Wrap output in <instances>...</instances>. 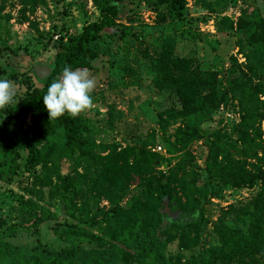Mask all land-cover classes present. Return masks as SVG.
Here are the masks:
<instances>
[{"label":"trees","instance_id":"obj_1","mask_svg":"<svg viewBox=\"0 0 264 264\" xmlns=\"http://www.w3.org/2000/svg\"><path fill=\"white\" fill-rule=\"evenodd\" d=\"M123 1L93 0L95 19L85 20L76 33L55 37L51 65L39 86L26 75L9 74L21 92L15 106L0 110V182L7 188L24 173L31 180L24 187L26 198L6 193L16 208L14 214L0 210V264H264V14L254 6H240L235 26L221 17L233 29L244 61L214 74L191 57L173 55L175 24L203 22L208 14L185 18L184 0H128L134 5L125 15L128 21L139 20L135 11L144 3L172 27L148 57L151 86L171 92L175 100L155 114L158 136L154 128L135 143L103 145L90 135L83 113L49 120L43 103L48 86L66 65L91 67L97 58L93 45L112 27ZM0 43H5L1 36ZM233 99L237 122L228 130L210 128L219 106ZM9 121H17L16 128L6 127ZM197 140L205 147L201 166L186 154ZM156 143L165 156L150 151ZM61 161L67 163L62 173ZM140 163L144 167L130 193L128 176ZM254 183L258 189L251 196L220 209L211 226L214 243L201 246L208 198L226 187ZM37 189L39 204L32 198ZM102 199L107 207L100 205ZM43 222H50L51 242L42 239ZM20 233L30 242L10 240Z\"/></svg>","mask_w":264,"mask_h":264},{"label":"rangeland","instance_id":"obj_2","mask_svg":"<svg viewBox=\"0 0 264 264\" xmlns=\"http://www.w3.org/2000/svg\"><path fill=\"white\" fill-rule=\"evenodd\" d=\"M245 3L251 4L260 14H264V0H184L181 11L185 18H195L203 14H208L209 18L203 22L184 20L175 24L173 55L191 57L200 65L210 68L214 74L229 68L233 61L242 67L244 59L237 51L233 29L228 28L220 19L226 16L235 26L240 15V6ZM133 6V2L128 0L120 5L118 17L112 27L106 28L94 43L97 58L87 68L95 78L97 86L92 93L94 107L83 114L87 118L90 135L103 145L114 142L120 146L135 143L154 128L158 136L160 130L155 126V114L175 102L171 92L157 91L151 86L152 73L148 64V57L156 54L163 37L172 33V27L166 23L167 18L161 15L158 17L144 3L135 11L139 20L128 21L125 15L128 8ZM96 17L93 0H0V36L5 42L0 43V78L12 80L10 73H16L18 77L26 75L33 84L39 86L51 65L55 51L54 35L58 37L76 33L85 20ZM208 20L212 22L207 26L203 25ZM234 32L238 33L239 30L234 27ZM20 92L21 88H18L16 100ZM0 119L3 120V115ZM237 120L238 105L233 99L226 105L219 106L213 122H209V127L228 130ZM17 121H9L6 127L10 130L16 128ZM23 125H29L28 117ZM173 126L166 127V132H171ZM260 128L263 138L261 156L264 157V120L261 121ZM148 148L166 155L160 143L149 145ZM204 150L201 141L197 140L187 148L186 154L201 166ZM247 161L253 162V159L247 158ZM58 166L60 173L67 169L66 161H61ZM143 167V163L132 167L128 176L130 193L136 190L137 176ZM38 168L37 165L35 170ZM159 168L165 170L164 165ZM198 172L203 176L200 169ZM25 177L26 173L7 188L0 182L2 212L14 214L13 209L16 208L15 202L6 195L9 190L26 198L24 187L31 179ZM52 181H57V175L52 176ZM257 189L258 183L251 187H226L217 190L216 196L209 197L205 202V221L199 233V244L206 246L214 243L211 226L220 209L229 203L243 201ZM38 193L37 189L32 198L39 204L41 201L37 198ZM125 200L126 197L121 202ZM100 205L107 207L108 204L102 199ZM49 225L50 222L41 223L40 231L42 239L51 242L53 233ZM30 239L27 234L20 233L10 240L14 243H27Z\"/></svg>","mask_w":264,"mask_h":264},{"label":"clouds","instance_id":"obj_3","mask_svg":"<svg viewBox=\"0 0 264 264\" xmlns=\"http://www.w3.org/2000/svg\"><path fill=\"white\" fill-rule=\"evenodd\" d=\"M97 86L95 78L87 68L73 69L66 65L60 77L54 80L43 96L49 120L58 119L65 114L72 117L94 107L92 93ZM18 86L12 80L0 78V110L17 104Z\"/></svg>","mask_w":264,"mask_h":264},{"label":"built area","instance_id":"obj_4","mask_svg":"<svg viewBox=\"0 0 264 264\" xmlns=\"http://www.w3.org/2000/svg\"><path fill=\"white\" fill-rule=\"evenodd\" d=\"M211 22H212L211 20H208V21H207V24H203V25H206V26H207V25L210 24ZM55 37H56V36L54 35V38H55ZM242 59H243V58H242ZM156 148L159 149V146H157Z\"/></svg>","mask_w":264,"mask_h":264}]
</instances>
